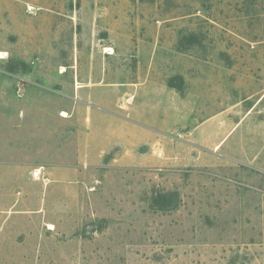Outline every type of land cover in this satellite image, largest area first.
Here are the masks:
<instances>
[{
	"label": "rangeland",
	"instance_id": "374dc122",
	"mask_svg": "<svg viewBox=\"0 0 264 264\" xmlns=\"http://www.w3.org/2000/svg\"><path fill=\"white\" fill-rule=\"evenodd\" d=\"M0 264H264V0H0Z\"/></svg>",
	"mask_w": 264,
	"mask_h": 264
},
{
	"label": "bare ground",
	"instance_id": "6f19581e",
	"mask_svg": "<svg viewBox=\"0 0 264 264\" xmlns=\"http://www.w3.org/2000/svg\"><path fill=\"white\" fill-rule=\"evenodd\" d=\"M61 116H62V117H67V115H66L65 112H62V113H61Z\"/></svg>",
	"mask_w": 264,
	"mask_h": 264
},
{
	"label": "crops",
	"instance_id": "0c3cea01",
	"mask_svg": "<svg viewBox=\"0 0 264 264\" xmlns=\"http://www.w3.org/2000/svg\"><path fill=\"white\" fill-rule=\"evenodd\" d=\"M82 89H84V88H83V87H82V88H80V90H82ZM83 95H85V94H82V96H83Z\"/></svg>",
	"mask_w": 264,
	"mask_h": 264
}]
</instances>
